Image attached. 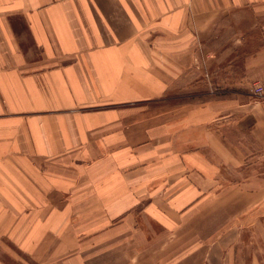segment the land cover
Instances as JSON below:
<instances>
[{"label":"crops","instance_id":"0c3cea01","mask_svg":"<svg viewBox=\"0 0 264 264\" xmlns=\"http://www.w3.org/2000/svg\"><path fill=\"white\" fill-rule=\"evenodd\" d=\"M247 7L0 0V264H264L236 108L164 103ZM248 61L264 81V48ZM243 122L264 145V107Z\"/></svg>","mask_w":264,"mask_h":264},{"label":"rangeland","instance_id":"374dc122","mask_svg":"<svg viewBox=\"0 0 264 264\" xmlns=\"http://www.w3.org/2000/svg\"><path fill=\"white\" fill-rule=\"evenodd\" d=\"M228 25H231L230 29L221 30L206 54L196 60L194 72L182 81V88L169 95L164 103L198 105L208 101H221L228 103V110L232 109L228 115H232L231 112L236 108V114L227 120L226 123L230 124H226L225 129H228L233 139L242 140V148L248 153L250 162L255 163L258 168L254 173L260 175L264 173L262 136L257 138L245 126L248 122H243L241 129L239 119L252 106L264 107V94L257 96L253 90V85L258 82L264 88V81H251L253 66L248 61L251 54L264 48V9L253 11L248 7L244 8L232 23L228 21ZM262 133L264 124L258 135ZM3 249L7 250V247L4 246ZM2 258H6L8 264H34L22 255L3 254Z\"/></svg>","mask_w":264,"mask_h":264},{"label":"built area","instance_id":"2783aa9c","mask_svg":"<svg viewBox=\"0 0 264 264\" xmlns=\"http://www.w3.org/2000/svg\"><path fill=\"white\" fill-rule=\"evenodd\" d=\"M253 86H254L253 90H254L255 95L261 96L264 94V88L259 82L255 83Z\"/></svg>","mask_w":264,"mask_h":264}]
</instances>
